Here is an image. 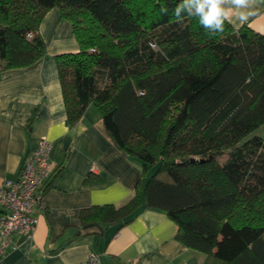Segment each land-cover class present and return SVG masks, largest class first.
Segmentation results:
<instances>
[{
  "label": "trees",
  "instance_id": "1",
  "mask_svg": "<svg viewBox=\"0 0 264 264\" xmlns=\"http://www.w3.org/2000/svg\"><path fill=\"white\" fill-rule=\"evenodd\" d=\"M179 2L0 0V71L45 56L39 24L56 6L79 46L54 55L67 123L94 106L145 175L123 205L80 209V223L122 225L144 206L202 264H264V136H247L264 124V34L227 19L215 36L194 17L182 27Z\"/></svg>",
  "mask_w": 264,
  "mask_h": 264
},
{
  "label": "crops",
  "instance_id": "2",
  "mask_svg": "<svg viewBox=\"0 0 264 264\" xmlns=\"http://www.w3.org/2000/svg\"><path fill=\"white\" fill-rule=\"evenodd\" d=\"M227 20L241 24L235 13ZM247 25L264 34V7ZM45 56L28 67L0 71V185L16 179L28 151L39 137L50 141L54 169L29 234L13 233L0 253V264H202L205 254L175 238L176 224L162 211L138 207L128 222L81 224L79 211L91 205L119 207L141 190V162L122 150L89 105L78 122L67 123L54 55L77 51L71 22L56 6L39 24ZM3 235L0 231V247Z\"/></svg>",
  "mask_w": 264,
  "mask_h": 264
},
{
  "label": "built area",
  "instance_id": "3",
  "mask_svg": "<svg viewBox=\"0 0 264 264\" xmlns=\"http://www.w3.org/2000/svg\"><path fill=\"white\" fill-rule=\"evenodd\" d=\"M50 141L39 137L33 149L24 157L16 179H6L0 185V231L3 242L0 253L10 242L13 233L29 234L35 225L32 209L43 194L50 181L54 167L49 158ZM97 255L90 254L89 264H97ZM127 264H144L142 261H130Z\"/></svg>",
  "mask_w": 264,
  "mask_h": 264
},
{
  "label": "clouds",
  "instance_id": "4",
  "mask_svg": "<svg viewBox=\"0 0 264 264\" xmlns=\"http://www.w3.org/2000/svg\"><path fill=\"white\" fill-rule=\"evenodd\" d=\"M262 7L264 0H180L173 9V15L182 27L185 16L194 17L208 35L215 36L224 31L229 12H234L235 20L243 25ZM160 11L165 15L168 13L164 6Z\"/></svg>",
  "mask_w": 264,
  "mask_h": 264
},
{
  "label": "rangeland",
  "instance_id": "5",
  "mask_svg": "<svg viewBox=\"0 0 264 264\" xmlns=\"http://www.w3.org/2000/svg\"><path fill=\"white\" fill-rule=\"evenodd\" d=\"M253 134L264 136V124L256 127L254 130H252L247 136H251ZM224 157H221L220 160H223Z\"/></svg>",
  "mask_w": 264,
  "mask_h": 264
}]
</instances>
